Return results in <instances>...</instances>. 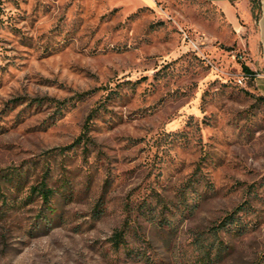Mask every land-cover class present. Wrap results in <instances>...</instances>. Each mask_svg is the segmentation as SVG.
I'll use <instances>...</instances> for the list:
<instances>
[{"label": "rangeland", "instance_id": "1", "mask_svg": "<svg viewBox=\"0 0 264 264\" xmlns=\"http://www.w3.org/2000/svg\"><path fill=\"white\" fill-rule=\"evenodd\" d=\"M242 34L209 0H0V264H264Z\"/></svg>", "mask_w": 264, "mask_h": 264}, {"label": "crops", "instance_id": "2", "mask_svg": "<svg viewBox=\"0 0 264 264\" xmlns=\"http://www.w3.org/2000/svg\"><path fill=\"white\" fill-rule=\"evenodd\" d=\"M242 32L254 86L264 96V0H209Z\"/></svg>", "mask_w": 264, "mask_h": 264}, {"label": "trees", "instance_id": "3", "mask_svg": "<svg viewBox=\"0 0 264 264\" xmlns=\"http://www.w3.org/2000/svg\"><path fill=\"white\" fill-rule=\"evenodd\" d=\"M244 70L247 72L246 74L250 79L254 78L255 73L249 68L248 65L245 63L243 64ZM259 99L264 100V96L259 94ZM93 116V113H90L88 115V121L84 126V131L76 138V140L72 143L73 145L79 144L80 142H89L91 140V137L88 135L89 130V119ZM3 183H0V193L3 194V196L6 198L7 194L3 192ZM56 193V188L50 186L46 179L41 180L40 182L33 184L31 186L30 194H39L42 198L44 203L47 206V209L49 211H55L56 205L53 202V196ZM228 222L226 220H223L221 226L228 227L229 229H233L235 231H241L243 228V225L239 223V221H236V219H239V217L235 216L233 213L229 215ZM124 230L121 229L117 231L114 235V243L120 244L121 241H123L124 238Z\"/></svg>", "mask_w": 264, "mask_h": 264}, {"label": "built area", "instance_id": "4", "mask_svg": "<svg viewBox=\"0 0 264 264\" xmlns=\"http://www.w3.org/2000/svg\"><path fill=\"white\" fill-rule=\"evenodd\" d=\"M247 75V74H246ZM248 76V75H247Z\"/></svg>", "mask_w": 264, "mask_h": 264}]
</instances>
